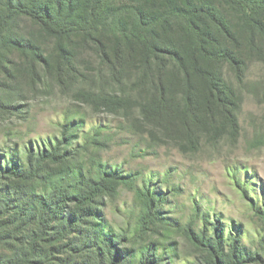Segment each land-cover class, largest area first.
I'll list each match as a JSON object with an SVG mask.
<instances>
[{"label":"rangeland","instance_id":"obj_1","mask_svg":"<svg viewBox=\"0 0 264 264\" xmlns=\"http://www.w3.org/2000/svg\"><path fill=\"white\" fill-rule=\"evenodd\" d=\"M253 1L244 12L214 0L234 56L214 61L211 88L191 60L207 62L198 31L177 17L155 27L179 0H111L112 47L139 28L138 5L190 69L159 115L142 69L118 85L93 43L61 49L43 25L11 19L24 42L0 46V168L13 170L0 169V262L38 251L29 264H264V0Z\"/></svg>","mask_w":264,"mask_h":264},{"label":"trees","instance_id":"obj_2","mask_svg":"<svg viewBox=\"0 0 264 264\" xmlns=\"http://www.w3.org/2000/svg\"><path fill=\"white\" fill-rule=\"evenodd\" d=\"M21 1L0 0L1 47L7 41L15 49L19 50L23 47L22 42L24 41H18L16 34L11 31V19L16 16L29 17L34 22L43 25L48 35L58 40L61 49H64V44L72 45L75 37H79L85 46L93 43L96 45V54L110 72L114 83L121 84L123 78H125L124 75L127 74L130 68L142 69L144 83L153 91L150 100L153 106L155 105L153 107L155 114L158 113V115L162 114L165 104L170 101L167 92L168 87L180 82L182 77L187 84L190 81V69L186 65L185 58L175 49V45L171 41L163 39L160 33L157 34L153 28H148L149 19L153 16L154 10L148 11L137 5L134 10L136 19L140 24L139 28L135 29L136 32L131 29L128 34L122 32L121 39L112 47L109 43L112 39L105 31L107 26L112 27V22L108 25V18L114 15L110 5L111 0H54L53 5L47 7L40 5L31 7L23 5ZM222 1L234 7H239L244 12L251 10L254 3L253 0ZM216 5L214 0H179L176 10L169 12V18L164 16L155 24L158 30L165 31L168 25L167 22L175 20V17H177L186 20L191 28L198 31V51L207 59V62L205 66L201 67L199 59L195 55H192L191 60L196 73H198L197 75L204 76L211 88L215 80L212 71L214 61L234 56L232 50L223 47L225 39L221 37V33L226 32V29L224 20L217 14ZM196 24L199 28L195 26ZM256 24H258V29L264 32V24ZM212 25H217L215 33ZM74 48L76 49L75 46ZM73 54L72 51V56ZM0 169L6 173L13 171L7 166ZM96 193V189H91L87 194L77 196L75 202L78 206H84L92 201ZM100 233L103 237L102 240L107 239L111 243L109 234ZM208 243H210L209 246L212 250L219 249V240L209 239ZM37 252L28 251V253H25V256L29 258L22 262L10 261L7 263L0 262V264H29V260Z\"/></svg>","mask_w":264,"mask_h":264}]
</instances>
